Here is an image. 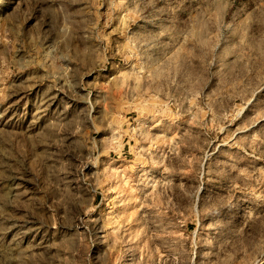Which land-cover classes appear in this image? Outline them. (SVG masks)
<instances>
[{
  "label": "rangeland",
  "instance_id": "1",
  "mask_svg": "<svg viewBox=\"0 0 264 264\" xmlns=\"http://www.w3.org/2000/svg\"><path fill=\"white\" fill-rule=\"evenodd\" d=\"M0 264H264V0H0Z\"/></svg>",
  "mask_w": 264,
  "mask_h": 264
},
{
  "label": "bare ground",
  "instance_id": "2",
  "mask_svg": "<svg viewBox=\"0 0 264 264\" xmlns=\"http://www.w3.org/2000/svg\"><path fill=\"white\" fill-rule=\"evenodd\" d=\"M63 42H64V41H63ZM66 45H67V44H65V47H66ZM63 47H64V46H63ZM65 47H64V49H65ZM67 47H68V46H67ZM61 49H62V48H61Z\"/></svg>",
  "mask_w": 264,
  "mask_h": 264
}]
</instances>
